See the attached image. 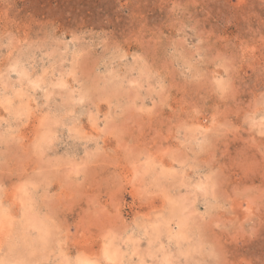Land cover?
Listing matches in <instances>:
<instances>
[{"label":"clouds","instance_id":"obj_1","mask_svg":"<svg viewBox=\"0 0 264 264\" xmlns=\"http://www.w3.org/2000/svg\"><path fill=\"white\" fill-rule=\"evenodd\" d=\"M0 264H264V0H0Z\"/></svg>","mask_w":264,"mask_h":264}]
</instances>
